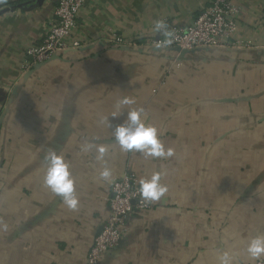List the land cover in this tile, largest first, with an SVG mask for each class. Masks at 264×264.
<instances>
[{
    "label": "crops",
    "instance_id": "1",
    "mask_svg": "<svg viewBox=\"0 0 264 264\" xmlns=\"http://www.w3.org/2000/svg\"><path fill=\"white\" fill-rule=\"evenodd\" d=\"M208 2L87 0L78 33L88 47L25 74V49L40 42L57 0H0V264H85L114 179L158 170L167 193L98 264H219L224 252L233 264L264 261L246 251L264 233V0H233L234 45L183 54L181 65L172 49L143 44L156 21L190 24ZM112 34L139 42H98ZM124 98L135 103L118 107ZM139 108L173 156L115 142V127ZM49 150L70 167L75 211L44 185Z\"/></svg>",
    "mask_w": 264,
    "mask_h": 264
},
{
    "label": "built area",
    "instance_id": "2",
    "mask_svg": "<svg viewBox=\"0 0 264 264\" xmlns=\"http://www.w3.org/2000/svg\"><path fill=\"white\" fill-rule=\"evenodd\" d=\"M86 1L57 0L54 18L49 20L40 42L25 49L23 73L28 74L48 62L64 58L72 50L88 47V41L78 33V18ZM2 8L0 6V12ZM238 15L239 8L233 0H209L193 22L187 25L169 22L166 25L167 30L171 32L170 37L156 32L146 38L143 44L149 49H172L177 52L175 60H179L177 62L181 65L184 63L182 52L186 54L234 45L233 39L239 25ZM169 39L171 43H166ZM99 41L106 47L114 48L126 44L135 47L139 42H128L116 34ZM139 187V179L131 172L114 179L107 198L110 209L108 219L96 235L85 258V264H98L105 254L115 251L122 242L128 221L134 215L153 208L151 201L142 199ZM257 264H264V261Z\"/></svg>",
    "mask_w": 264,
    "mask_h": 264
},
{
    "label": "clouds",
    "instance_id": "3",
    "mask_svg": "<svg viewBox=\"0 0 264 264\" xmlns=\"http://www.w3.org/2000/svg\"><path fill=\"white\" fill-rule=\"evenodd\" d=\"M154 31L171 36L167 30V25L163 21H156ZM171 43V39L166 41ZM135 101L131 98H124L119 102L118 107L122 105H131ZM122 114V113H120ZM117 113H113L116 117ZM115 142L120 149L125 152L138 151L148 157H171L174 155L172 148L165 149L159 138L158 129L154 125L147 124L144 120V110L142 108L133 109L127 112L126 122L118 124L114 130ZM84 151H87V143ZM98 160H103L107 148L100 146L97 148ZM46 174L44 176V185L49 188L56 196L63 200V203L70 210H77L79 207V198L75 194V181L72 178L70 167L64 160L63 156L55 150H49L45 154ZM162 171L158 170L151 174L150 177L139 180V192L145 201H159L168 191L167 186L161 182ZM100 177L105 181H110L112 171L104 167ZM248 256L252 260L264 256V233L252 237L246 248ZM219 264H233V258L227 252L221 253Z\"/></svg>",
    "mask_w": 264,
    "mask_h": 264
},
{
    "label": "water",
    "instance_id": "4",
    "mask_svg": "<svg viewBox=\"0 0 264 264\" xmlns=\"http://www.w3.org/2000/svg\"><path fill=\"white\" fill-rule=\"evenodd\" d=\"M183 54H185L184 52H182V56H183Z\"/></svg>",
    "mask_w": 264,
    "mask_h": 264
}]
</instances>
